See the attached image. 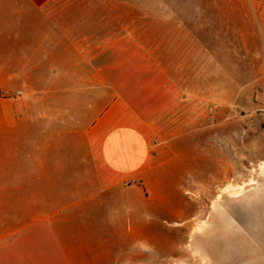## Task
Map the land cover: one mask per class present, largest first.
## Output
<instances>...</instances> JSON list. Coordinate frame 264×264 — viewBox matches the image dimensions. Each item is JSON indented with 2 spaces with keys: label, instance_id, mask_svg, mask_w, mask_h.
<instances>
[{
  "label": "rangeland",
  "instance_id": "rangeland-1",
  "mask_svg": "<svg viewBox=\"0 0 264 264\" xmlns=\"http://www.w3.org/2000/svg\"><path fill=\"white\" fill-rule=\"evenodd\" d=\"M123 36L184 88L193 160L161 188L101 191L82 138L89 60ZM263 163L264 0H0V264H264Z\"/></svg>",
  "mask_w": 264,
  "mask_h": 264
},
{
  "label": "crops",
  "instance_id": "crops-1",
  "mask_svg": "<svg viewBox=\"0 0 264 264\" xmlns=\"http://www.w3.org/2000/svg\"><path fill=\"white\" fill-rule=\"evenodd\" d=\"M29 1L38 8L49 0ZM89 68L99 84L84 87L88 111L81 128L97 187L101 191L133 187L131 183L163 187V174L177 167L182 170L193 160L192 153L180 147L184 133L177 130L181 128L172 133L169 129L183 110V86L132 36H123L99 50L90 58ZM103 83L112 96L105 107ZM53 107H62L57 114L67 117V101ZM153 202L174 203L166 194Z\"/></svg>",
  "mask_w": 264,
  "mask_h": 264
},
{
  "label": "bare ground",
  "instance_id": "bare-ground-1",
  "mask_svg": "<svg viewBox=\"0 0 264 264\" xmlns=\"http://www.w3.org/2000/svg\"><path fill=\"white\" fill-rule=\"evenodd\" d=\"M262 163V162H261ZM261 167V169H263L264 168V163L260 166ZM260 171V170H259ZM261 172V171H260ZM263 172V171H262ZM261 172V173H262ZM247 183H249V182H247ZM258 183V182H257ZM253 184V182L252 181H250V183H249V185H252ZM243 185V184H242ZM245 185V184H244ZM248 185V186H249ZM247 186V185H246ZM236 187V186H235ZM243 187V186H242ZM235 189H237V190H241L242 188L241 187H237V188H234V186H225V188L223 189V192H232V191H234ZM221 191V190H220ZM240 193V192H239ZM234 194V196H237V192L236 193H233ZM222 196V195H221ZM220 197V196H219ZM220 199V198H219ZM216 200V199H215ZM218 202V201H217ZM216 204V203H215ZM203 222V221H202Z\"/></svg>",
  "mask_w": 264,
  "mask_h": 264
},
{
  "label": "built area",
  "instance_id": "built-area-1",
  "mask_svg": "<svg viewBox=\"0 0 264 264\" xmlns=\"http://www.w3.org/2000/svg\"><path fill=\"white\" fill-rule=\"evenodd\" d=\"M4 95L6 97H18L20 95V92L19 91H16L14 93H9L8 91H5Z\"/></svg>",
  "mask_w": 264,
  "mask_h": 264
}]
</instances>
